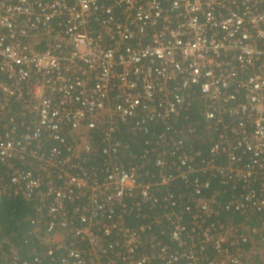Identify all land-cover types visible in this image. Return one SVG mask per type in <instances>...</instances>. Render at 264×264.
Masks as SVG:
<instances>
[{
	"label": "built area",
	"instance_id": "obj_1",
	"mask_svg": "<svg viewBox=\"0 0 264 264\" xmlns=\"http://www.w3.org/2000/svg\"><path fill=\"white\" fill-rule=\"evenodd\" d=\"M196 96L216 136L207 154L185 150L168 121ZM132 120L167 131L124 167L117 134ZM0 121V197L37 202L51 261L57 251L61 264L264 259V0H0ZM94 154L103 161L88 167ZM177 181L180 195L160 197ZM214 181L230 201L206 196ZM132 212L149 222L130 228ZM221 212L244 223L215 222ZM60 232L90 249L57 244ZM9 261L31 264L13 249Z\"/></svg>",
	"mask_w": 264,
	"mask_h": 264
},
{
	"label": "trees",
	"instance_id": "obj_2",
	"mask_svg": "<svg viewBox=\"0 0 264 264\" xmlns=\"http://www.w3.org/2000/svg\"><path fill=\"white\" fill-rule=\"evenodd\" d=\"M197 97L198 96L192 101L193 103L188 111H181L178 118L170 119L168 121L169 124L173 126V129L184 134L182 135V138L184 139L185 150H191L194 152L201 151L202 153L207 154L206 152L216 136H214L213 130L210 131V129H208V124L205 122L204 117V104L200 102ZM12 110L13 112L21 111V104H16ZM22 120L23 119L21 118L20 121ZM135 121L132 120L128 124H120L121 132L120 134H117V138L123 143V146L125 145L128 147L120 151L121 155L124 154V156L120 158V163L124 167L140 165L142 162L139 160V156L145 149V141H154V133L158 136L162 132L167 131L163 122H159L147 125L148 133H143L136 129ZM2 123L3 122L0 121V124ZM189 125H191L194 130L193 135L187 133ZM90 135L93 138L94 147L96 150H99L100 135H102V133L96 131ZM52 146L53 145L50 144L46 145V150L50 149ZM102 161V157L94 154L91 156L88 167L96 163L101 164ZM23 166L24 168L27 167H25V165ZM146 168L151 174H157V170L154 168L153 164H149ZM0 177H3L4 180H8L9 175L5 168L0 169ZM219 185L218 181H214L212 188L206 193V196H214L218 191H221L217 198L222 202L230 201L232 199L231 187L226 186V188H219ZM184 187L185 186L182 183L177 181L173 185L164 188L160 197L166 194V192L173 193L177 197L184 191ZM186 192L188 193V191H185V193ZM36 203L37 202L34 200L26 201L22 197L10 196L8 194L0 197V264H9L10 261L8 256L12 249L17 251L20 260L29 261L31 264H61L59 263V260L64 256V251H57L55 253L54 261H51V259L47 257V252L51 248V243L49 242L50 237L47 232L48 218L37 212ZM149 208L150 207L146 208V212L149 216H152L154 210H149ZM230 218H234L235 221ZM33 220L35 221L34 225L31 224ZM124 221L127 226L133 229L139 228L140 225L149 222L148 219L142 220L138 218L134 212L128 214ZM214 221L226 225L230 222L244 223L241 215H234L226 212H221ZM163 227L164 225L161 228ZM156 232H158V229L153 230L154 234ZM59 235L65 238L63 239V237L59 236V238L63 239L61 245L65 246V248H77L82 251H88L90 249L88 243L76 240L73 234H70L69 232H60ZM244 235L249 236L250 233L244 232ZM247 248L248 246L244 247V249ZM36 257H39L38 262H34ZM211 257L215 259L214 255ZM256 263L264 264V259L259 260V258H257Z\"/></svg>",
	"mask_w": 264,
	"mask_h": 264
},
{
	"label": "rangeland",
	"instance_id": "obj_3",
	"mask_svg": "<svg viewBox=\"0 0 264 264\" xmlns=\"http://www.w3.org/2000/svg\"><path fill=\"white\" fill-rule=\"evenodd\" d=\"M63 237V236H62ZM63 239H65L64 237H63ZM60 240H62L61 238H59V236H57L56 238H55V242H59Z\"/></svg>",
	"mask_w": 264,
	"mask_h": 264
},
{
	"label": "crops",
	"instance_id": "obj_4",
	"mask_svg": "<svg viewBox=\"0 0 264 264\" xmlns=\"http://www.w3.org/2000/svg\"><path fill=\"white\" fill-rule=\"evenodd\" d=\"M63 242V239L60 240L59 242H56L57 244H61ZM10 256V255H9ZM9 256H8V259H9ZM5 264V263H4Z\"/></svg>",
	"mask_w": 264,
	"mask_h": 264
}]
</instances>
